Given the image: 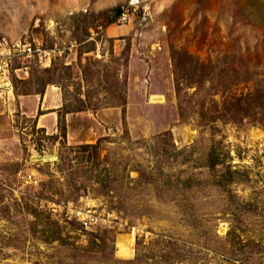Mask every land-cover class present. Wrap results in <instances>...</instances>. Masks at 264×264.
I'll use <instances>...</instances> for the list:
<instances>
[{"label": "rangeland", "instance_id": "374dc122", "mask_svg": "<svg viewBox=\"0 0 264 264\" xmlns=\"http://www.w3.org/2000/svg\"><path fill=\"white\" fill-rule=\"evenodd\" d=\"M0 42L35 50L0 73V264H264V0H0Z\"/></svg>", "mask_w": 264, "mask_h": 264}, {"label": "built area", "instance_id": "2783aa9c", "mask_svg": "<svg viewBox=\"0 0 264 264\" xmlns=\"http://www.w3.org/2000/svg\"><path fill=\"white\" fill-rule=\"evenodd\" d=\"M33 54H35V50L32 47L30 48V46L26 45L23 48H20V44L15 43L13 45L6 44V47L2 49L0 42V73L8 74L11 68L12 59L19 57L26 59L32 57ZM86 223L87 221H84V224Z\"/></svg>", "mask_w": 264, "mask_h": 264}, {"label": "bare ground", "instance_id": "6f19581e", "mask_svg": "<svg viewBox=\"0 0 264 264\" xmlns=\"http://www.w3.org/2000/svg\"><path fill=\"white\" fill-rule=\"evenodd\" d=\"M135 1V0H133ZM163 98L160 97V96H152L151 97V101L154 102V103H157V102H162Z\"/></svg>", "mask_w": 264, "mask_h": 264}, {"label": "trees", "instance_id": "16d2710c", "mask_svg": "<svg viewBox=\"0 0 264 264\" xmlns=\"http://www.w3.org/2000/svg\"><path fill=\"white\" fill-rule=\"evenodd\" d=\"M120 13H121V10L120 9L115 10V16H119Z\"/></svg>", "mask_w": 264, "mask_h": 264}]
</instances>
